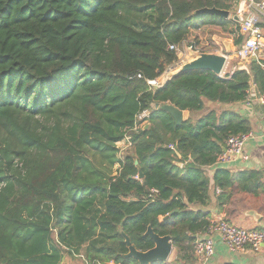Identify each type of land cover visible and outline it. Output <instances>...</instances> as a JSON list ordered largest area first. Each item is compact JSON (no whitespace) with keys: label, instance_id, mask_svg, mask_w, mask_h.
Segmentation results:
<instances>
[{"label":"trees","instance_id":"16d2710c","mask_svg":"<svg viewBox=\"0 0 264 264\" xmlns=\"http://www.w3.org/2000/svg\"><path fill=\"white\" fill-rule=\"evenodd\" d=\"M203 7L231 4L0 0V264L78 256L140 264L123 256L124 233L148 250L149 226L171 235L178 251L172 263L154 264H182L194 253L193 235L210 224L202 210L212 199L207 167L229 137L252 129L228 105L245 101L252 83L264 93L258 61L223 76L196 70L149 85L178 63L193 31L219 26L243 44L238 22L196 14ZM156 102L191 116L177 124L153 110ZM144 110L151 125L135 129ZM126 136L132 146L121 153ZM214 184L232 185L231 172L216 170Z\"/></svg>","mask_w":264,"mask_h":264},{"label":"crops","instance_id":"0c3cea01","mask_svg":"<svg viewBox=\"0 0 264 264\" xmlns=\"http://www.w3.org/2000/svg\"><path fill=\"white\" fill-rule=\"evenodd\" d=\"M229 1L231 8L224 9L229 11L227 19H232L240 25L238 7L244 0ZM262 24L261 26L264 31V23ZM193 32L199 35L197 31ZM239 32L245 37L242 42L244 43L247 39V35L241 31V27ZM223 34L227 36L225 40H229L233 46V53L227 63L224 74L226 72L232 73L237 68L248 69L252 61L264 62V56L260 54L249 60L242 61L238 59L234 55V51L238 47L236 44L238 36L230 35L225 31H223ZM213 40L216 43H214L215 50L224 51L223 39L217 40L213 38ZM203 45H208V43ZM184 46H186L187 49L189 48L188 44ZM178 51L179 63L189 60V55L182 60L185 55L182 49H178ZM177 65H173L169 70ZM262 95H264V93L260 92L255 83H252L249 95L245 101L228 105V107L236 109L246 116L251 122L252 136L244 146L243 157L233 158L227 162L219 161L215 165L207 167V173L211 178V203L203 209L200 208L201 206L197 205L195 209L204 210L208 214L210 222L218 220L219 218H224L237 226L264 228V103L259 99ZM212 104L211 102H207L206 108L201 113H206L209 108L212 107ZM190 116L191 114L188 110L183 111V120L188 119ZM218 169H226L231 172L233 179L232 185H228L223 189L214 184L215 172ZM253 212L256 216H254ZM205 237V232L193 235V246L196 241L203 240ZM214 239L216 248L215 252L210 257L201 259L195 252H192L193 255L189 254L187 261H182V264H264V245L261 250H254L247 247L244 250L233 251L221 241L220 236L216 235ZM174 251H176L174 254L175 256L172 253L173 256H170L169 263H172L177 258L178 251L176 248H174L173 252Z\"/></svg>","mask_w":264,"mask_h":264},{"label":"built area","instance_id":"2783aa9c","mask_svg":"<svg viewBox=\"0 0 264 264\" xmlns=\"http://www.w3.org/2000/svg\"><path fill=\"white\" fill-rule=\"evenodd\" d=\"M240 16L241 31L247 35L246 41L238 46L234 51V55L244 61L249 60L257 55L264 56V31L261 24L264 23V0H244L238 7ZM247 12V13H246ZM188 47L197 48L193 45ZM170 49H178L175 45H170ZM168 79V72H165L156 79L148 80L149 85L154 87L162 86L164 81ZM259 99L264 103V95ZM151 111L144 110L137 115V124L135 129L143 127L150 117ZM252 132L233 135L226 141V148L218 156L217 162H227L233 158L244 156V146L251 138ZM123 142L131 145V137L126 136ZM153 193L157 190L153 189ZM206 237L198 240L194 244V252L201 259L210 257L216 248L214 236H220L221 241L233 251L244 250L247 247L254 250H261L264 245V228H246L237 226L224 218L211 221L205 231ZM105 264H122L111 260Z\"/></svg>","mask_w":264,"mask_h":264},{"label":"water","instance_id":"95a60500","mask_svg":"<svg viewBox=\"0 0 264 264\" xmlns=\"http://www.w3.org/2000/svg\"><path fill=\"white\" fill-rule=\"evenodd\" d=\"M215 14L227 18L229 16V11L217 8V7H203L196 11V14ZM223 50H199L197 48L189 47L187 49L190 56L189 60L183 62L168 72V78L175 77L181 73L196 71V70H208L212 71L218 76H223L227 63L233 53V46L229 40H223ZM153 110L164 109L169 112L175 119L177 124L182 123L183 120V110L170 105H162L160 102L152 104ZM151 125L147 122L144 129H147ZM140 177H143L141 172ZM254 213V212H253ZM254 216L256 214L254 213ZM154 240V246L148 250H139L131 241L130 237L124 233L125 242L127 244L128 252L123 256L125 258H134L140 264H154L157 262H168L170 256L175 248L171 235H160L154 231V229L149 226L147 232Z\"/></svg>","mask_w":264,"mask_h":264},{"label":"rangeland","instance_id":"374dc122","mask_svg":"<svg viewBox=\"0 0 264 264\" xmlns=\"http://www.w3.org/2000/svg\"><path fill=\"white\" fill-rule=\"evenodd\" d=\"M197 32L199 33V35H197L195 32H193L194 36L192 35L190 37L191 38L190 39V43L188 42L187 44L188 45L195 44L197 46V49H199V50H215L216 49L215 48V44L216 43L213 40V38H216L217 40H222V39L225 40L226 37H227L225 34H223V30L219 26L204 27L203 29L197 30ZM200 42H201V44H200ZM206 43H208V45H203V44H206ZM187 44H185V45H187ZM181 49H182V51H183V53L185 55L184 58L182 59V60H184L189 54H188L186 46L183 45ZM179 64H181V63L178 62V65ZM176 65H177V63H176ZM169 69L167 70V72L170 71ZM118 146L120 147L121 153H122L127 148H130L132 146V144L129 145L126 142L120 141L118 143ZM117 167H118V165L115 166V169ZM175 252L176 251L173 252V255L175 254ZM65 261H68L69 264H87L85 262L84 258L79 257V256L75 257V258L66 257Z\"/></svg>","mask_w":264,"mask_h":264}]
</instances>
